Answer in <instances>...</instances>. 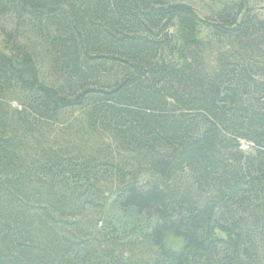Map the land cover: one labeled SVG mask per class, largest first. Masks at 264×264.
I'll return each mask as SVG.
<instances>
[{
	"label": "trees",
	"instance_id": "obj_1",
	"mask_svg": "<svg viewBox=\"0 0 264 264\" xmlns=\"http://www.w3.org/2000/svg\"><path fill=\"white\" fill-rule=\"evenodd\" d=\"M0 35V264H264L254 0H0Z\"/></svg>",
	"mask_w": 264,
	"mask_h": 264
},
{
	"label": "rangeland",
	"instance_id": "obj_2",
	"mask_svg": "<svg viewBox=\"0 0 264 264\" xmlns=\"http://www.w3.org/2000/svg\"><path fill=\"white\" fill-rule=\"evenodd\" d=\"M256 9L260 11V13L264 16V0H254ZM2 38L0 35V47H2ZM244 149H247V144L244 143Z\"/></svg>",
	"mask_w": 264,
	"mask_h": 264
}]
</instances>
